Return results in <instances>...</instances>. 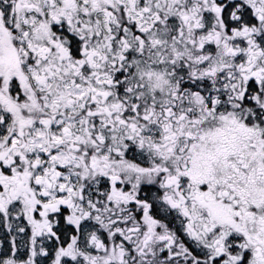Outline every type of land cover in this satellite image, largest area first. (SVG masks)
<instances>
[{
	"label": "snow or ice",
	"instance_id": "obj_1",
	"mask_svg": "<svg viewBox=\"0 0 264 264\" xmlns=\"http://www.w3.org/2000/svg\"><path fill=\"white\" fill-rule=\"evenodd\" d=\"M0 264H264V0H0Z\"/></svg>",
	"mask_w": 264,
	"mask_h": 264
}]
</instances>
